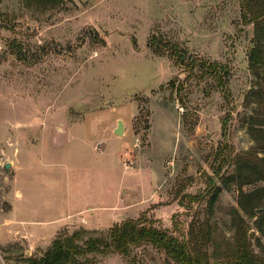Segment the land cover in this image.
<instances>
[{
    "label": "rangeland",
    "instance_id": "obj_1",
    "mask_svg": "<svg viewBox=\"0 0 264 264\" xmlns=\"http://www.w3.org/2000/svg\"><path fill=\"white\" fill-rule=\"evenodd\" d=\"M253 1L250 11L245 0H0V264H29L57 237L83 230L84 242L129 218L198 235L222 259L238 214L264 257V211L250 219L239 204L264 181L226 188L217 176L236 154L263 156L249 129L264 75L250 68L252 12L264 19V0ZM131 260L177 264L150 243L70 264Z\"/></svg>",
    "mask_w": 264,
    "mask_h": 264
},
{
    "label": "trees",
    "instance_id": "obj_2",
    "mask_svg": "<svg viewBox=\"0 0 264 264\" xmlns=\"http://www.w3.org/2000/svg\"><path fill=\"white\" fill-rule=\"evenodd\" d=\"M27 4L48 6L59 3L60 0H24ZM245 0L244 9L253 10L255 2ZM255 27V45L250 55V68L256 73L264 68V19H260L258 12H252ZM218 84L223 87L225 84L224 75L227 74L226 67L218 62L212 64ZM257 88H252L251 97L256 102L257 107L262 110L256 111L250 119V131L260 151L262 157L255 151H245L236 154L234 158L235 169L227 175L217 176L222 179L226 188H231L235 183L242 189L245 185H250L258 181H264V75ZM263 85V86H262ZM222 188L218 186L215 193L209 199V206H212L216 198L221 193ZM191 199H199L196 196L186 195ZM240 207L250 219L255 218L258 213L264 211V188H259L251 192H240ZM236 212V210H235ZM239 222L235 225L236 232L234 242L228 250L224 252L222 259L211 260V254L204 250L199 242L192 237L182 240L177 236L171 235L167 228L157 226L154 222L145 223L140 218H129L121 223L112 226L107 234L90 237L82 242L83 230H76L70 235L55 238L45 252L38 258H29V264H70L76 258L84 254H110L119 253L130 256L134 247L150 243L154 247L162 250L177 264H264V257L258 255L252 248L248 232L250 225L238 214ZM256 227L264 231V216H260L255 221ZM208 241L212 238L210 229L208 231ZM216 252V251H215ZM218 252V251H217ZM219 253V252H218ZM128 264H136L134 260Z\"/></svg>",
    "mask_w": 264,
    "mask_h": 264
},
{
    "label": "water",
    "instance_id": "obj_3",
    "mask_svg": "<svg viewBox=\"0 0 264 264\" xmlns=\"http://www.w3.org/2000/svg\"><path fill=\"white\" fill-rule=\"evenodd\" d=\"M124 130H125L124 122H123V120H119L117 128L115 129V133L119 134V135H123L124 134ZM103 146H104V144H100L99 148H102ZM10 165H11L10 163H7L6 164V168H9ZM124 192H125V190H124Z\"/></svg>",
    "mask_w": 264,
    "mask_h": 264
},
{
    "label": "crops",
    "instance_id": "obj_4",
    "mask_svg": "<svg viewBox=\"0 0 264 264\" xmlns=\"http://www.w3.org/2000/svg\"><path fill=\"white\" fill-rule=\"evenodd\" d=\"M40 233V232H39Z\"/></svg>",
    "mask_w": 264,
    "mask_h": 264
}]
</instances>
